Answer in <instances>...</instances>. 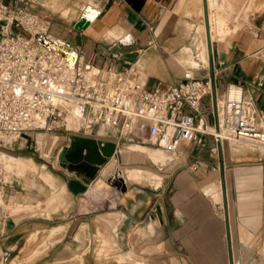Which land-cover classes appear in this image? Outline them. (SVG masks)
<instances>
[{"label":"crops","instance_id":"0c3cea01","mask_svg":"<svg viewBox=\"0 0 264 264\" xmlns=\"http://www.w3.org/2000/svg\"><path fill=\"white\" fill-rule=\"evenodd\" d=\"M25 9L42 21L44 34L79 49L98 69L126 67L124 53H134L147 88L176 84L187 68L197 77L209 74L217 96L226 84H241L264 126V0H35ZM85 9L94 15L73 29ZM193 30L204 39L193 38ZM203 100L200 111L211 124L208 95ZM65 135L57 155L69 144ZM202 140L203 146L189 141L162 151L163 184L148 168L123 167L117 178L132 183L108 196L100 188L99 197L88 195L96 177L83 194L73 193L69 182L79 178L58 162L51 195L61 204L46 200L42 210L50 218L43 220L27 210L35 195L9 170L13 182L1 188L7 205L0 206V264H264V152L223 140L213 153L212 137ZM20 151L9 162L30 159ZM193 163L195 169L186 168ZM92 204L103 209L81 211Z\"/></svg>","mask_w":264,"mask_h":264},{"label":"built area","instance_id":"2783aa9c","mask_svg":"<svg viewBox=\"0 0 264 264\" xmlns=\"http://www.w3.org/2000/svg\"><path fill=\"white\" fill-rule=\"evenodd\" d=\"M34 2L0 0V190L14 178L4 166L6 154L27 148L24 143L34 131L63 130L111 142L113 152L105 162L128 144L173 153L183 142L203 146L202 136L212 137L213 153L220 152L223 140L264 152L260 112L241 84H226L217 96L209 74L197 77L187 68L178 83L147 88L135 62L102 70L76 48L70 62L37 42L39 35H48L38 17L25 9ZM146 43L154 41L148 38ZM204 95L210 99L211 124L200 111ZM68 113L77 119L75 129L66 127ZM34 142L37 150L39 142ZM57 156L48 161L50 165L58 163ZM186 168L195 169L196 164Z\"/></svg>","mask_w":264,"mask_h":264},{"label":"rangeland","instance_id":"374dc122","mask_svg":"<svg viewBox=\"0 0 264 264\" xmlns=\"http://www.w3.org/2000/svg\"><path fill=\"white\" fill-rule=\"evenodd\" d=\"M212 13H214V14L217 13V10L214 8L212 10ZM38 24H39L40 28H43L44 25H43L42 21H39ZM201 24L202 23H200V25ZM46 33H47V31H46ZM200 34L201 35L198 36V34H195L194 30H193L191 33V36L193 38L196 37L195 38L196 40H201V38L204 39V36L202 35V31ZM204 44H205V41L202 40L201 41V45H202L201 50L202 51L199 54L200 55L199 58H201L202 61L205 62L206 50H205ZM184 52L187 54L186 59L189 61H192V57H191L189 51L185 50ZM201 102H202L201 103L202 106L204 107L206 105V101L203 100ZM65 134H66V132L63 130H54V131H45V132L44 131H34V133H32V138L28 139L24 143V145H26L27 148H24V147L18 148V149L14 148L12 151H9L8 154H6L5 157L7 159L4 158V161H3L6 169L13 171L17 175V177L18 176L22 177V179H23V181H22L23 182L22 183L23 191L29 193L30 195H32V197L35 195V197H34L35 203H33L34 204L33 207L32 208L27 207V210L32 209L30 213H33V217L36 218L37 220H43L46 218H48V219L50 218L49 212L42 210L43 204L46 200H47L46 204H53V203L61 204V199L58 198L57 194L51 195L52 184L54 183V180L57 181L58 178L55 176V173L57 171V169H56L57 164L50 165L49 162L51 160H53V157L56 155V152L62 143L61 142L62 136H66ZM34 140L39 142V144H37V148H38L37 150H35ZM132 147H134V146H132ZM123 148H124V146L120 147L121 150ZM148 149L149 148L141 147V146L135 147V149H134L135 152H129V151H127L128 149H124L123 150V156H124V163L125 164L120 163L121 155L113 157V159H110V161L107 160L106 162H104L100 166L99 173L97 174V176L95 175V177L97 178L94 181L95 183L93 182L94 184L100 183V184H98V186L100 187L101 192L98 190H95L93 188L92 193L88 192V195L91 197H99L100 195H96V193L100 192L101 195L108 196L107 190L115 191L113 188H111L109 185H107L106 181H107V178L109 176L110 177L111 176L117 177L118 174L121 173V169L123 167L148 168L153 173L158 175L159 179L161 177L159 185L163 184L164 179H165L163 176L164 175V166H162L165 164L164 153H162L159 149H150L152 151H155L154 153L157 155V158H159L157 163L155 164V162L154 163L152 162L153 160H151L152 159L151 157L147 156L146 154H141L142 152H146ZM20 150H25L27 157H30V159L22 158L23 162H19V163L9 162L8 158H12V157L13 158H15V157L20 158V156H18V155L22 154ZM126 152L128 153L127 155H126ZM44 154L49 156V158H47V156H44ZM114 159H115V162H113ZM154 166H162V167H160V169L157 170L156 167H154ZM47 173L50 175V177L47 175ZM99 174H100V176H98ZM129 183H132V182L128 181L125 184H129ZM142 185H147V186L149 185L151 187H156V186L149 184V183H143ZM86 188H85V190H86ZM90 188L91 187L89 186V189ZM115 193H118V191H115ZM81 194H83V192ZM4 198H6V196L0 190V206L3 208H5V206L7 205L3 202ZM7 198H8V196H7ZM36 203H38V204L36 205ZM89 209L97 212L98 210L103 209V207L101 208L95 204H92L91 208L83 207L81 209V211H87ZM46 210H48L47 207H46ZM50 210H53L52 207ZM49 221H51V220H49ZM108 257L112 258L113 255H108Z\"/></svg>","mask_w":264,"mask_h":264},{"label":"water","instance_id":"95a60500","mask_svg":"<svg viewBox=\"0 0 264 264\" xmlns=\"http://www.w3.org/2000/svg\"><path fill=\"white\" fill-rule=\"evenodd\" d=\"M89 13L91 15V12L85 9L81 13L79 19L73 24V29L80 30L85 28L90 18L87 17ZM93 15L92 13L91 17ZM36 40L42 46H46L50 51L60 56L68 57L70 62L74 61L75 52L68 44L54 41L43 34L39 35ZM135 56L134 53H124L127 62H132ZM68 139V146L59 151L57 160L67 168H71L74 175L79 178V180H72L69 182V189L73 193H82L95 177L99 166L111 156L114 145L111 142H101L100 140L77 135H69ZM106 183L115 191H125V184L120 178L111 176L107 178Z\"/></svg>","mask_w":264,"mask_h":264},{"label":"bare ground","instance_id":"6f19581e","mask_svg":"<svg viewBox=\"0 0 264 264\" xmlns=\"http://www.w3.org/2000/svg\"><path fill=\"white\" fill-rule=\"evenodd\" d=\"M91 15H92V12H91ZM90 13L87 17H91ZM205 32H206V29H205ZM50 38V37H48ZM51 39V38H50ZM53 40V39H52ZM54 41H57V40H54ZM65 124H66V127L67 128H71V129H75L77 127V119L75 117V115L73 113H68L67 116L65 117ZM127 146H131L127 151H130V152H135L134 149L135 147H146V148H149L146 152H142L141 154H146L147 156L151 157L153 160L152 162L155 164L157 163L158 159L157 158V155L154 153L155 151H152L150 149H158V148H154V147H147V146H143V145H138V144H128ZM134 146V147H132ZM161 151V150H160ZM125 152V151H124ZM162 152V151H161ZM160 153V152H159ZM120 154H121V157H122V150H120ZM127 154V152H126ZM162 157V156H161ZM162 160V159H161ZM159 164V163H158ZM123 171V170H122ZM124 172V171H123ZM126 172V171H125ZM124 172V173H125ZM98 184L100 183H97L96 185H94V189L95 190H98L100 187L98 186ZM110 189V188H109Z\"/></svg>","mask_w":264,"mask_h":264}]
</instances>
